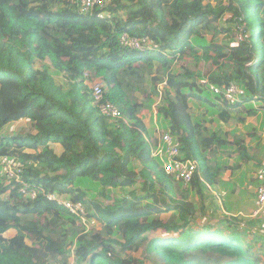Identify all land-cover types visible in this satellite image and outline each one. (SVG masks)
<instances>
[{
  "label": "trees",
  "instance_id": "obj_1",
  "mask_svg": "<svg viewBox=\"0 0 264 264\" xmlns=\"http://www.w3.org/2000/svg\"><path fill=\"white\" fill-rule=\"evenodd\" d=\"M77 2L0 0V135L22 119L33 130L0 136V157L18 158L26 183L82 204L86 218L102 228L80 231L79 218L66 208L43 196L25 198L15 182L0 179V264H69L72 248L76 264H146L151 256L162 264H264L261 236L246 239L234 218L197 223L189 197L233 169L220 151L232 149L242 163L253 158L245 140L209 129L207 117L228 123L237 113L244 123L258 115L250 101L264 105V0H114L111 21L81 15ZM227 12L248 36L236 46L208 43L209 33L231 31L218 24ZM125 32L155 47L146 53L125 48ZM186 55L211 63L208 74L173 71ZM151 72L157 75L150 93L145 83ZM95 80L125 121L111 123L94 105ZM230 84L245 90V103L230 104L209 89ZM154 97L160 98L158 119L179 139L184 158L198 162L187 189L160 168L146 139L140 114ZM192 101L207 116L194 117ZM96 186L101 198H90L87 188ZM137 186L140 195H111ZM165 213H172L168 220L161 218ZM10 230L17 234L8 239ZM140 249L141 258L130 255Z\"/></svg>",
  "mask_w": 264,
  "mask_h": 264
},
{
  "label": "built area",
  "instance_id": "obj_2",
  "mask_svg": "<svg viewBox=\"0 0 264 264\" xmlns=\"http://www.w3.org/2000/svg\"><path fill=\"white\" fill-rule=\"evenodd\" d=\"M114 0H78L77 9L81 15L95 17L101 21H111L113 13L109 10ZM121 46L146 53L151 51L155 46L146 38L132 36L125 32L120 36ZM91 89L93 91L94 105H96L100 113L106 117L111 123L118 124L125 121L123 113L114 103L104 100V87L99 81H91ZM211 93L220 96L223 101L230 104L245 103V90L237 84H230L226 87H209ZM255 100L250 101L253 103ZM264 139V138H263ZM154 157L158 158L161 169L176 181L188 186L192 183L194 175L198 170V162L193 159L184 158L182 146L177 137L169 131L164 132L160 136L158 146L153 152ZM25 165L16 157L2 156L0 157V179L6 180L8 184L15 182L19 186V192L29 199H36L43 196L47 201L56 203L66 208L71 214L79 218L82 224H86L85 207L80 203L72 202L66 195L59 193H47L43 188L29 185L23 179ZM256 181L258 182L256 190V212L254 215L264 212V155L261 165L257 170Z\"/></svg>",
  "mask_w": 264,
  "mask_h": 264
},
{
  "label": "rangeland",
  "instance_id": "obj_3",
  "mask_svg": "<svg viewBox=\"0 0 264 264\" xmlns=\"http://www.w3.org/2000/svg\"><path fill=\"white\" fill-rule=\"evenodd\" d=\"M225 3L226 1H223L222 5ZM214 4L216 6L220 5L219 2H216ZM231 18H232V13L227 12L224 14V16H222V18L218 22L220 29L231 27L232 29L230 32L228 33L220 32L219 35H215V36L209 33V35H206L204 37L206 41L209 43L210 41L215 40L214 42L222 46H236L240 40H243V38L247 37L248 33H246V27L239 26V24L234 23L231 20ZM199 53L202 54V51H200ZM211 65H212L211 63L205 62L204 60H198L197 58L186 55L183 61L179 62L178 64L174 66L173 71H176L178 74H184L188 70L190 72H193L196 76H198L199 74H201L202 76H206L209 72ZM37 67H40V65L37 64ZM51 73L54 76L58 84H64L62 75H59L54 69L51 70ZM156 75H157V72L156 73L151 72L146 76L145 84H147V87L151 86L152 78ZM158 77H161V76L159 75ZM159 86H161L160 90L162 89L165 90V83H158L157 87ZM148 88L150 89V93H151V88L150 87ZM137 95L139 98H142L143 100L146 99V98H143V94H137ZM154 100H155L154 105H152L151 108H147L148 114L146 115V117H149L150 115L149 113H152L153 115L150 118L153 120H154V115H155V109H157L158 111L160 98L154 97ZM250 104L253 105V107L258 110V115L255 117H246L244 123H239L237 121L238 117H243V116H239V114L237 113L234 114V119L230 120L228 123L219 122L216 120L215 117L214 119H212V117H209V116L207 117L209 121L207 123V127L209 129L213 131H220L222 132L223 135L226 134L227 138L229 140L231 139L232 141L234 140L235 136H237V138H242L243 140H245L246 145L248 144L249 152L251 153L253 158L243 168L244 171H238L237 173V175L239 176L237 178L238 181L244 178V177L241 178L242 175L246 176V174H248L251 177H253L254 175L256 176V173L258 170L257 168L259 167V164L261 162V159L264 153V148H263L264 147V139H263L264 138V105L261 102H256V101ZM154 106L156 108H154ZM191 109H192V113L194 117L207 116L206 108L203 107L199 102L192 101ZM22 130H26V132L28 133L33 132V130L30 127V123L28 121L19 120V121L6 125L3 128V131L1 132L0 136L13 137L16 134L22 133ZM26 152H28V150ZM219 155L221 157L224 156L227 159H230V162H231L230 164H234L235 157L237 156L236 153H234L232 149L230 148L229 150L227 149L224 151H220ZM235 169L238 170V168H235ZM100 191H101V188L99 186L87 188V192L90 198H96V199L101 198ZM132 191H136L139 195L141 194L139 190V186H137V187L126 189V190L113 189L111 190V195L117 198H124V197L129 196ZM215 198L216 197L214 196L208 197L207 200L209 201L207 202V205L205 206L206 215H204L202 212H199L197 215L198 216L197 223L202 222L204 218L205 220H210V217H208V213L210 214V212H211V215H216L217 210L222 211V208L220 207L218 201ZM101 200L106 202L103 198ZM106 203H110V201H107ZM171 214L172 213L162 214L161 218L163 220H168ZM217 214H218L217 216H219L220 213L217 212ZM258 218H261V217H258ZM257 223H261V221L259 220L257 221ZM77 227L80 231H83V232H89V231L96 232V231L101 230L102 224L96 219L95 220L91 219V220H88L86 224L81 223ZM7 234L8 233L4 235L6 236V238H8ZM74 251H75V248H72L69 258H68L69 264H76ZM130 255L136 258H141L143 256L142 249H140L137 252H131ZM145 263L146 264H160L161 262L157 257L154 258L151 256V259L147 260Z\"/></svg>",
  "mask_w": 264,
  "mask_h": 264
},
{
  "label": "crops",
  "instance_id": "obj_4",
  "mask_svg": "<svg viewBox=\"0 0 264 264\" xmlns=\"http://www.w3.org/2000/svg\"><path fill=\"white\" fill-rule=\"evenodd\" d=\"M154 108L156 107L154 106ZM147 111H148L147 109L143 110L140 114V117L142 118L144 124L147 127L148 137L146 139L151 144L152 155H153L154 150L158 146L161 134L164 132H168V129L166 127V124L163 122V120L158 119L157 109H155L154 120L150 118L153 115L152 113H149L150 114L149 117H146V115L148 114ZM20 121L29 122V120L27 119H22ZM51 147L54 149V151L57 154H61L63 152V149L59 144H51ZM236 155L237 156L235 157L234 164H230L231 163L230 159H227L224 156L222 157L221 160L225 162V164L228 167L230 168L235 167V168H238V170L234 168L235 170L228 169L224 171L220 176V181L216 185L206 184L205 188L202 189L201 195L197 194L196 190H191L189 197H190V200L193 203H195V205L197 206L198 213L202 212L204 215H206L205 206L207 205V202L209 201L207 200L208 197L209 196L216 197L215 199L218 201L220 207L222 208V211L217 210V212L220 213L219 216H217L218 215L217 212H216V215H211V212H210V214L208 213V217H210V219L214 217H219V218L228 217L229 219L234 218L235 220H237L241 228V231L244 232V236L246 239L251 240L254 236H258V235L262 237V243L258 245V247H260L262 244H264L263 242L264 241V212L258 215H254L256 212V208H257L256 190H257L258 182L255 179V175L251 177L248 174H246V176L242 175L241 178L243 177L244 178L240 179L239 181L237 180V178L239 177L237 175L238 171H244L243 168L249 162L248 163L240 162V160H238L237 153ZM238 165H241V167H236ZM260 165H261V162L259 164V167ZM176 182L181 184V182H178V181ZM182 187L183 189H187L188 187H190V185L186 186L182 184ZM258 217H261V218H258ZM259 220L261 221V223H257V221ZM203 221H206L205 218ZM7 233H8L7 234L8 239L15 237L17 234V232L14 230H10ZM262 248H264V246Z\"/></svg>",
  "mask_w": 264,
  "mask_h": 264
}]
</instances>
